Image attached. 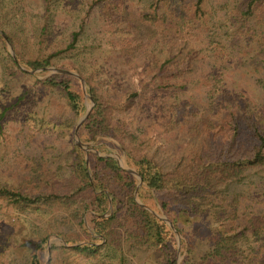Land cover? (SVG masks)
<instances>
[{
	"label": "trees",
	"instance_id": "trees-1",
	"mask_svg": "<svg viewBox=\"0 0 264 264\" xmlns=\"http://www.w3.org/2000/svg\"><path fill=\"white\" fill-rule=\"evenodd\" d=\"M141 1L139 17L142 22L169 24L180 34H191L205 26L216 27L220 32L214 34L217 37L210 36V42L214 50L227 53L238 50L246 40L249 42L256 26L264 25V0H222L220 8H215L211 0ZM37 2L42 9L40 15L44 17L38 29L40 41L49 38V21L54 11L63 8L65 13L80 20L77 23L79 29L73 30L67 41L48 52L47 47L41 46L25 57L17 49L16 34L5 29L12 12L15 10L13 15H17L25 8V0H0V27L16 50L18 60L30 68L49 66L53 58L75 49L84 16L94 5H98L102 18L112 23L125 10L126 0ZM0 43L5 44L1 34ZM198 56L197 50L190 49L181 57L160 59L149 51L146 61L153 74V83L162 89L181 88L180 81L193 71ZM7 61L9 74L20 70L10 55H7ZM74 69L80 70L79 67ZM84 78L90 83L94 108L82 124L79 135L86 141L97 136H110L126 147L136 160L144 184L183 236L182 264L196 261L190 234L182 224H193L197 217L211 219L214 228L212 240L206 243L201 260L216 264H264L263 241L258 248L252 245L263 240L264 225L253 222V217L242 211L243 193L235 190V186L245 183L253 174L259 173V178L264 179V107L251 105L242 95L229 90L222 80L213 83L203 104L191 99L165 104L166 131L186 124L187 134L198 141L172 169H165L154 156L136 153L133 147L126 146L125 140L134 146L136 136L129 132L122 114L134 105L139 93L128 90L120 96L110 97V94L98 92L90 77ZM37 82L42 88L58 92L75 116L83 113L84 97L78 79L54 74ZM7 110L2 111L0 119ZM30 123L35 124V120L32 118ZM70 155L64 172L39 165L20 186L0 182V200L11 206L19 219L28 221L33 216L51 215L49 225L52 227L47 226L45 232L38 231L35 239L20 241V245L30 247L32 252L29 264H42L48 229L61 235L67 243L86 241L74 248L52 244L51 252H57L64 264H73L67 258L72 251L96 256L103 246L112 247L121 258L126 246L151 248L156 252L155 264H175V234L166 222L135 201V178L121 169L112 157L94 152L89 154L90 177L84 151L73 145ZM105 191L112 196L113 213L97 217L94 212L103 214L109 207ZM85 215L101 238L94 237L88 230ZM60 225H68L70 229L60 231ZM100 242L103 245L98 244Z\"/></svg>",
	"mask_w": 264,
	"mask_h": 264
},
{
	"label": "rangeland",
	"instance_id": "rangeland-1",
	"mask_svg": "<svg viewBox=\"0 0 264 264\" xmlns=\"http://www.w3.org/2000/svg\"><path fill=\"white\" fill-rule=\"evenodd\" d=\"M211 1L215 8H220L223 3L222 0ZM141 7V0H126L120 18L108 23L100 15L98 5H94L86 15L82 14L85 15L84 26L76 48L53 58L51 65L40 68H30L18 60L16 50L0 27V34L5 41L4 46L0 43V114L8 109L0 119V182L20 186L34 174L39 165L64 172L71 159L73 145L84 151L90 177V152L112 157L121 169L135 178V201L154 216L172 224L171 227L167 223L177 243L175 264H182L183 236L161 209L143 179L139 178L136 160L127 152L126 147L120 140L110 136H97L94 140L86 141L79 135L82 125L79 129L77 126L80 119L89 109L92 112L94 108L89 98V95L92 97L90 83L84 76L91 78V84L98 92L110 94V97L120 96L128 90L139 93L134 105L122 114L129 132L136 136L135 145L125 140L126 146L133 147L136 153H148L165 169H172L178 159L188 154L198 141L187 134L186 124L179 125L173 131H166L163 115L165 104L184 99L203 104L206 92L213 83L222 80L229 90L242 95L251 105L264 107V25L256 26L257 30L249 42L246 40L238 50L232 49L227 53L214 50L210 42V36L220 32L218 28L209 29L205 26L191 34H180L169 24L142 22L139 17ZM14 11L5 29L16 34L17 49L25 57L35 53L41 46L47 47L43 48L46 52L51 51L67 41L73 30L79 29L77 23L80 19L65 13L62 8L51 14L48 40L40 41L38 29L44 17L40 15L42 9L37 0H25L22 12L13 15ZM10 49L17 61L13 59ZM190 49L197 50L199 56L193 71L180 81L181 88L162 89L155 86L153 74L147 66V53L152 51L164 59L181 57ZM7 55L20 68L15 74H9L10 70H7ZM54 69H66L79 76L65 74L80 82L85 105L80 116L74 115L58 92L39 86L37 80L64 74L54 72ZM32 118L35 124L30 123ZM76 139L86 147L80 146ZM235 190L243 193L242 211L253 217V222L264 225V179L259 178V173L253 174L245 183L235 186ZM104 193L108 197L109 207L103 214L94 212L97 217H107L113 213L112 196L107 191ZM50 218L51 215H43L33 216L28 221L19 219L11 206L0 200V264H29L32 252L30 247L20 245V241L35 239L38 231L45 232L47 226L52 227L49 225L52 223ZM84 220L93 236L101 238L86 215ZM192 222L182 224L189 232L190 244L196 251L194 259L197 263L192 264H216L210 260H201L206 243L213 237L211 219L197 217ZM58 228L60 231L69 230L70 226L60 225ZM50 230L42 264H64L57 252H51L52 244L74 248L86 242L67 243L61 235ZM262 241L264 244V237L252 245L258 248ZM98 244L103 245L102 242ZM123 254L121 258L115 249L103 246L96 256L72 251L67 258L73 264H155L156 252L151 248L126 246Z\"/></svg>",
	"mask_w": 264,
	"mask_h": 264
},
{
	"label": "water",
	"instance_id": "water-1",
	"mask_svg": "<svg viewBox=\"0 0 264 264\" xmlns=\"http://www.w3.org/2000/svg\"><path fill=\"white\" fill-rule=\"evenodd\" d=\"M7 45H8V47H9V43L7 42ZM10 51H11V54H12V57H13V59L14 60H16V57H15V55H14V53H13V51L10 49ZM17 61V60H16ZM54 72H59V73H64V74H70V75H75V76H77V77H79L76 73H73V72H71V71H68V70H66V69H54L53 70ZM89 98H90V101L92 102V104L94 105V102H93V99H92V97H91V95H89ZM90 113H91V110L89 109L83 116H82V118L80 119V121H79V124H78V126H77V129H79V127L82 125V123L88 118V116L90 115ZM76 141H77V143L80 145V146H82V147H86L79 139H76ZM139 178L142 180V177L139 175ZM166 220V219H165ZM167 221V223L172 227V224L168 221V220H166Z\"/></svg>",
	"mask_w": 264,
	"mask_h": 264
}]
</instances>
